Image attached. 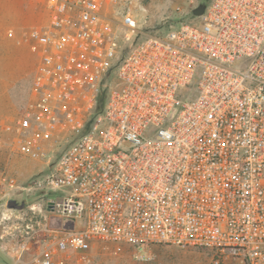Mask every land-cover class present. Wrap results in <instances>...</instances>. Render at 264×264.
<instances>
[{
  "label": "built area",
  "instance_id": "2783aa9c",
  "mask_svg": "<svg viewBox=\"0 0 264 264\" xmlns=\"http://www.w3.org/2000/svg\"><path fill=\"white\" fill-rule=\"evenodd\" d=\"M38 1L49 23L5 131L54 163L28 186L0 170V202L36 196L34 218L58 228L26 264H68L99 243L139 261L164 245L264 264V0H210L195 23L139 39L121 0Z\"/></svg>",
  "mask_w": 264,
  "mask_h": 264
},
{
  "label": "rangeland",
  "instance_id": "374dc122",
  "mask_svg": "<svg viewBox=\"0 0 264 264\" xmlns=\"http://www.w3.org/2000/svg\"><path fill=\"white\" fill-rule=\"evenodd\" d=\"M208 1L210 0H121L116 15L121 18L129 13L137 20L139 39L165 35L182 24L195 23L194 11L200 7L205 8ZM20 2L21 0H12L11 3H6V9L1 7L0 2V18L3 17L6 25L19 24V19L24 18L18 11L22 8L42 10L46 22L22 32V39L29 52L27 60L14 61L10 65L0 64V68L5 66L3 73H0V137L5 141L0 148V170L15 176L22 185L28 186L47 174L54 162L52 160L53 163L49 164L46 160H32L22 155L19 148L11 143L12 137L5 128L16 121L27 104L32 75L39 57L38 42L49 23V11L42 1ZM2 19L0 39L5 34V44L8 45L5 51L14 54L11 45L15 41L13 39L20 37L17 36L18 29L16 26L3 27ZM14 70L22 71L18 74ZM10 200H16L23 208L7 209L4 201L0 202V264H26L33 256L44 251L50 232L58 228V219L45 211L34 218L31 207L40 202L36 196L22 192ZM68 264H213V261L212 254L208 251L164 245L151 247L148 258L139 261L134 248L127 244L99 243L72 257ZM224 264L243 263L235 261Z\"/></svg>",
  "mask_w": 264,
  "mask_h": 264
},
{
  "label": "crops",
  "instance_id": "0c3cea01",
  "mask_svg": "<svg viewBox=\"0 0 264 264\" xmlns=\"http://www.w3.org/2000/svg\"><path fill=\"white\" fill-rule=\"evenodd\" d=\"M0 2H1V7L6 9V7H7L6 3H11L12 0H0ZM20 4H22V0H21ZM1 7H0V9H1ZM18 11H19L20 15H22L24 17V18H22V20L19 19L20 20L19 24L8 23V25H6L7 23L4 19H2L3 17L0 18V19H2V22H4L3 27L5 26V28L6 27L10 28L12 26L13 27L16 26L18 29L17 36L18 37L20 36L17 39H13L15 41H13L11 46H12V50H13L14 54H12L11 51L10 52L5 51L7 46H8L5 44L7 42V39L4 36L5 34L0 39V64H2V65H4V64L10 65L11 62L12 63L14 61L17 62L18 60L19 61L20 60H27V58L29 56V52H28V48H27L26 44L24 43V40L22 39L23 38L22 32L25 30H27V31L30 30L32 27H35V25H38L39 23L42 24V23L46 22V21H44L45 20V18H44L45 13L40 9H23L22 8V9H18ZM30 24H33V25H30ZM4 67L0 68V73H3ZM15 71L18 72V74H20L22 70H19V71L14 70V72ZM33 258H34V256L31 258V260Z\"/></svg>",
  "mask_w": 264,
  "mask_h": 264
},
{
  "label": "water",
  "instance_id": "95a60500",
  "mask_svg": "<svg viewBox=\"0 0 264 264\" xmlns=\"http://www.w3.org/2000/svg\"><path fill=\"white\" fill-rule=\"evenodd\" d=\"M204 11H205V8L200 7L199 9L194 11V15L201 16L204 13ZM7 206L9 209H16V210H20L23 208V205H19L16 200H10Z\"/></svg>",
  "mask_w": 264,
  "mask_h": 264
},
{
  "label": "trees",
  "instance_id": "16d2710c",
  "mask_svg": "<svg viewBox=\"0 0 264 264\" xmlns=\"http://www.w3.org/2000/svg\"><path fill=\"white\" fill-rule=\"evenodd\" d=\"M209 2L210 1H208V4H209ZM208 4H207V6H208ZM193 15H194V13H193ZM106 101H107V92H103L101 97H100V99H99V104H98L97 109L95 111L94 117L99 115V114H102L104 112V109H105V106H106Z\"/></svg>",
  "mask_w": 264,
  "mask_h": 264
}]
</instances>
